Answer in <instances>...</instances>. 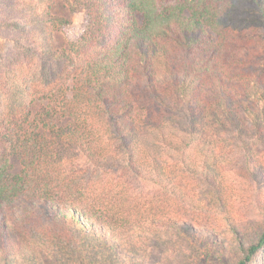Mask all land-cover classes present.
Wrapping results in <instances>:
<instances>
[{"label":"trees","instance_id":"1","mask_svg":"<svg viewBox=\"0 0 264 264\" xmlns=\"http://www.w3.org/2000/svg\"><path fill=\"white\" fill-rule=\"evenodd\" d=\"M59 1L0 0V264H216L200 224L264 264V0Z\"/></svg>","mask_w":264,"mask_h":264},{"label":"rangeland","instance_id":"2","mask_svg":"<svg viewBox=\"0 0 264 264\" xmlns=\"http://www.w3.org/2000/svg\"><path fill=\"white\" fill-rule=\"evenodd\" d=\"M59 2L61 3V0ZM67 18L68 24L64 25L62 29L57 30L54 36L55 44L58 47L67 46L80 38L87 25V11L80 10L70 16L68 14ZM6 38L5 34L0 33V50H5L10 46ZM263 181L264 176L261 177L260 183H263ZM239 183L241 184L237 185L234 192V198L236 199L234 210L238 215L237 218L239 217L240 220L248 219L249 224L243 227L242 232L240 230L238 238L243 243H250L261 230L256 224L264 220V200H259L255 196L259 192H256L257 186H253L254 183L251 176H246L245 181L243 182L241 179ZM206 225L200 224L197 226L196 237L193 239L200 247V251L209 248L210 252L206 250L205 253L208 254L209 252V260L214 261L216 264H235L236 253L233 247H236L238 240L235 239L234 235L232 236V234L227 233L225 226L221 228L218 224L216 229L213 230ZM188 231L187 229L186 232ZM195 262L197 264L206 263L205 258L202 256L196 259Z\"/></svg>","mask_w":264,"mask_h":264}]
</instances>
